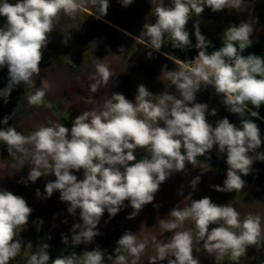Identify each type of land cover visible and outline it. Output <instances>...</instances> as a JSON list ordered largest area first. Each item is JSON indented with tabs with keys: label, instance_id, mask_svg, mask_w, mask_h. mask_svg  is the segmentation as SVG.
I'll return each mask as SVG.
<instances>
[{
	"label": "clouds",
	"instance_id": "obj_1",
	"mask_svg": "<svg viewBox=\"0 0 264 264\" xmlns=\"http://www.w3.org/2000/svg\"><path fill=\"white\" fill-rule=\"evenodd\" d=\"M119 2L127 7L134 0ZM241 3L242 0H171V6L156 7L154 23L143 25L141 35L145 48L150 50L149 58L152 51L161 50L166 38L182 51L192 47L198 50L192 60L179 61V70L167 72L178 95L166 91L154 95L140 84L134 100L114 92L104 100L101 111L82 112L71 128L56 122L41 125L27 136L7 126L15 110L0 121L5 125L0 128V142L8 154L20 159L21 164L29 156L32 161L28 176L19 182L27 185L54 175L55 179L45 184L43 194L36 189L37 197L48 199L58 191L70 215L76 216L79 211L81 222L71 226V239L61 234L65 245L75 248L93 243L101 234L98 225L105 211L109 218L115 217L125 207V201L133 209L127 219L135 218L154 201L155 193L170 176L180 172L187 175L186 165L196 164L198 157L211 159L209 153L214 148L218 157L226 158L228 166L223 185H212L215 191H241L246 186L242 176L250 174L254 162H264V152L258 151L264 141L252 119L260 118L258 109L264 104V58L238 54V48L242 53L252 46L253 26L244 21L230 25L222 34L223 47L211 54L207 51L211 41L201 33L198 22L193 25L195 45L186 30L192 15L200 16L205 8L215 13L239 9ZM86 5L96 8L99 19L107 15L109 0H0V17L5 18L0 26V69L8 70V82L0 89V98L5 104L15 88L33 85V75L41 70L42 50L60 14L74 16ZM96 60L95 74L89 77L95 81L89 86L92 93L107 85L112 76L109 67ZM208 86L223 96L227 111L239 117V126L228 117L217 120L215 126L208 122L207 117L216 116L217 109L209 111L208 104L196 102L197 93ZM50 88L51 84L42 79L28 96V103L42 105ZM137 149L146 153L142 159H137ZM81 170L83 178L78 179L74 173ZM205 172L207 162L200 175L190 181L193 191ZM32 211L22 196L0 189V264H9L21 253L17 235L25 230ZM168 217L159 222L173 234L166 243L156 242V255L150 257L149 264H200L194 250H204L216 261L230 253L231 260L238 261L248 246H264L260 216L248 214L241 220L240 213L229 203L216 204L207 196L192 200L187 207L172 208ZM186 220L194 222L195 230L175 231ZM42 224L43 220H39L38 229ZM210 225L216 226L209 230ZM146 246L147 241H138L137 234L125 231L116 241L114 256L97 246L80 254H61L53 260L50 245L42 242L27 264H129V256L133 258L130 264H136Z\"/></svg>",
	"mask_w": 264,
	"mask_h": 264
},
{
	"label": "rangeland",
	"instance_id": "obj_2",
	"mask_svg": "<svg viewBox=\"0 0 264 264\" xmlns=\"http://www.w3.org/2000/svg\"><path fill=\"white\" fill-rule=\"evenodd\" d=\"M261 1L262 6L258 4ZM10 2L14 3L15 0H10ZM253 3H255V7H253ZM160 5L171 6V0H134L127 7H123L119 0H109L107 15L99 19L96 16V8L91 5L82 7L74 16L61 13L59 19L54 22L53 32L49 34L47 47L42 50L43 55L39 65L41 70L38 75H33V85L23 86L21 84L15 88L11 92L7 104L0 98V121L5 115H11L15 110L7 126H12L27 136L41 125L50 126L56 122L71 128L72 121L82 112L101 111L104 100L114 92L122 93L127 99L134 100L137 86L140 84L145 85L154 95L165 91L178 95L175 86L167 78L169 70L181 68V64L172 59L173 54L169 48V43L172 40L166 38L161 50L159 52L152 51L149 58L150 50L145 48L144 42L134 38L139 41L136 42L125 36L127 33L125 34L124 30L144 40L141 35L143 25L155 22V9ZM243 5L250 7L251 10L255 8L254 12H257V14L254 12L245 14V17L241 18H248L247 22L254 28L250 38L254 43L260 45V53H263L264 0H242ZM239 10L241 11V6ZM223 13H214L209 8H205L200 16L193 14L192 19L186 25L190 37L195 38L193 25L198 22L200 31L207 40L221 41L226 28L232 24L240 23L235 22L238 15L237 9H225ZM4 23L5 18L0 17V26H3ZM64 40L67 41L66 44ZM96 59L102 60L101 62L109 67L112 76L107 85H101L97 92L92 93L89 86L95 81L89 77L95 74ZM76 61L78 62L76 63ZM85 77L89 80H85ZM42 79H46L51 84V88L47 91L42 105H30L28 96L40 86ZM7 82L8 70L5 67L0 69V89H3ZM196 102L208 104L209 111L212 108L217 109L216 116L209 115L207 117L208 122L213 126L217 120L223 117H228L231 123L239 126V117L227 111L223 104V96L215 94L212 86L202 88L197 93ZM261 120L264 121V119ZM254 121L260 128L262 141H264V128L255 119ZM3 127L5 125L0 123V128ZM26 147L30 148L31 146L26 145ZM140 151L141 155L139 152H135L137 159H142L146 155L143 150ZM258 151L264 152V143ZM209 155L211 159L198 157L196 164H187V175L180 172L170 176L155 193L154 201L144 206L135 218L127 219L133 211L128 201H125V207L115 217L109 218L105 211L98 225L101 234L94 238L93 243L80 244L76 247L92 250L99 246L102 250H106L107 254L114 256L116 241L125 231H130L137 234L138 241H147V246L136 264H149L150 257L156 255V242L166 243L173 234L161 227L160 219H169L168 213L172 208L187 207L192 200H199L205 196L210 197L216 204L229 203L240 213L241 220L248 214L260 216L262 237H264V162H254L250 174L242 176V179L246 181V186L241 191L222 192L215 191L212 185H223L228 167L225 163L226 158L218 157L215 148ZM25 161L26 163L21 164L20 159H13L8 154L6 146L0 142V189H7L27 201L33 209L32 213L37 221V226L38 221L43 220V224L39 227H51L52 230L68 236L70 240L71 226L81 222L79 211L76 216L70 215L67 212L68 205L60 201L58 191L48 199L37 197L36 189H39L43 194L45 184L54 180V175L41 177L35 183L29 182L27 185L20 183L22 178L28 176L29 170L33 166L30 156ZM204 161L207 162L208 172L201 176L197 189L193 191L189 186L190 181L200 175L205 167ZM74 174L78 179L83 178L82 170ZM181 192L183 195L180 194ZM215 226L210 225L209 230ZM32 228L28 221L25 230L18 233L17 239L21 240L22 246L27 242L32 245ZM184 230L194 231V222L186 220L175 231ZM234 231H238V229ZM153 237H155V241ZM42 242L45 243L41 240L40 243ZM66 249L72 248L70 245L60 244L59 250ZM193 255L199 257L200 264H264V246L258 245L248 246L246 254L242 255L238 261H232L230 253L218 261L204 250L198 253L194 250ZM128 259L130 264L133 258L129 256ZM161 264H167V261H163Z\"/></svg>",
	"mask_w": 264,
	"mask_h": 264
},
{
	"label": "trees",
	"instance_id": "obj_3",
	"mask_svg": "<svg viewBox=\"0 0 264 264\" xmlns=\"http://www.w3.org/2000/svg\"><path fill=\"white\" fill-rule=\"evenodd\" d=\"M191 42L193 45H195L196 43V39L195 38H191ZM220 47H223V43L222 41H212L211 42V46L210 48L207 50L208 54H211V52L219 49ZM238 48V45H237ZM183 52H187L189 53L190 56H195L197 55L198 51L197 49H195V47H192L190 49L184 50V51H180L178 52L179 57L183 58ZM238 54H242L244 56H247L249 54H255L257 56H260L262 58H264V52L260 53V45L257 43H252V46L243 50V52L241 53L239 48H238ZM78 61H76L77 63ZM71 63V62H69ZM249 108H252V105L249 104ZM253 111H255V108H252ZM259 111V117L261 119H264V104L261 105V107L258 109ZM257 119L254 118L258 124L264 128V121L261 119ZM29 223L32 225V245L28 242L22 246V250L21 253L16 256L14 259L9 261V264H27V260L30 257V255L36 251L38 244L40 243L41 240H43L45 243H48L50 245L49 248V252H50V256L51 259H55L57 256H60L61 254H68V252L71 251H75L77 254L82 253L83 251L87 250V249H82L79 247H75L74 249H66L67 251H61L60 249V244H62V238H61V234L56 232L55 230H52L51 227H47V228H41L37 226V221L34 218L33 213H31L30 217H29ZM52 237V238H51ZM90 251V250H89Z\"/></svg>",
	"mask_w": 264,
	"mask_h": 264
},
{
	"label": "crops",
	"instance_id": "obj_4",
	"mask_svg": "<svg viewBox=\"0 0 264 264\" xmlns=\"http://www.w3.org/2000/svg\"><path fill=\"white\" fill-rule=\"evenodd\" d=\"M258 4L260 5V6H262L263 5V3H262V1L261 2H258ZM255 5V3H253V7H255L254 6ZM250 7H247V6H242V3H241V11L239 10V9H237V14L239 15V14H241V16H238L237 15V18L235 19L236 21V23H238V22H242V21H244V22H247L248 21V18L246 17V18H241V17H245V14L247 15V14H252L253 12H254V9L255 8H252V10L251 9H249ZM251 10V11H250ZM224 12V10L223 11H220L219 13L220 14H222ZM254 14H257V12L255 11L254 12ZM218 15V14H217ZM223 15H224V13H223ZM242 15H244V16H242ZM238 17H240V19H238ZM255 20V19H254ZM261 21V20H260ZM232 22V21H231ZM117 27H119V26H117ZM122 30H124V29H122ZM125 31V36L126 37H130V38H132L134 41H136V39H138L139 41H141V42H144V40L142 39V38H140V37H138V36H135V35H133V34H131V33H129L128 31H126V30H124ZM122 35H124V33H121ZM134 38H136V39H134ZM191 38V37H190ZM139 41H136V42H139ZM219 41V40H218ZM222 41V40H221ZM254 43V42H253ZM86 79H88L89 80V78H86L85 77V80ZM85 82V81H84ZM88 103H89V101H87ZM136 152H139V155H141V151H140V149H139V151H136ZM24 163H26V161L24 160ZM23 163V164H24ZM219 163V162H218ZM215 166H219V165H215Z\"/></svg>",
	"mask_w": 264,
	"mask_h": 264
},
{
	"label": "built area",
	"instance_id": "obj_5",
	"mask_svg": "<svg viewBox=\"0 0 264 264\" xmlns=\"http://www.w3.org/2000/svg\"><path fill=\"white\" fill-rule=\"evenodd\" d=\"M169 46H170L169 48L171 49L172 54H173V55H172L173 58H172V57H171V58H172L174 61L178 62V63H179V61H190V60H192V59L196 56V55H195V56L192 57V56L189 55V53H187V52H183L182 54H183L184 57L181 58V57H179V55H178V52H180L181 50L178 49V48H174V47H173V41L169 43ZM209 48H210V47H209ZM209 48H208V49H209ZM208 49H207V50H208ZM197 51H198V50H197ZM197 54H198V53H197ZM226 59H227V58H226Z\"/></svg>",
	"mask_w": 264,
	"mask_h": 264
}]
</instances>
